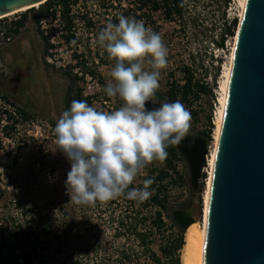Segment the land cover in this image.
<instances>
[{
  "label": "rangeland",
  "instance_id": "1",
  "mask_svg": "<svg viewBox=\"0 0 264 264\" xmlns=\"http://www.w3.org/2000/svg\"><path fill=\"white\" fill-rule=\"evenodd\" d=\"M183 1L186 12L182 20L168 22L162 13L153 14L158 25L156 33L161 35L168 50L157 99L168 102L166 92L170 82L183 85L184 67H191L195 81L208 83L214 89L215 98L201 96L184 105L191 116L187 135L208 131L211 116L212 136L220 107L221 82L230 56L216 58L217 47L213 43L221 39L225 22L233 20L239 4L231 0L233 9L228 14L229 6L223 0ZM117 5L122 8H108ZM134 7L135 0H79L74 9L76 39L65 42L60 23L46 22L43 26L49 33V48L37 26L35 13L27 14V22L19 35L15 34L13 23L20 20L21 14L0 21V28L4 27L6 37L11 39L3 44L0 40V61L5 66V72L0 73V264H156L152 252L163 259L164 239L147 240V245L152 243L147 249L141 239L125 233L121 221L133 215L125 200L115 198L92 206H78L70 201L65 187L70 164L55 142L56 122L67 110L68 97L70 102L76 100L77 88L83 89V98H91L89 106L97 110L111 111L121 106L118 99H107L103 91L114 62L105 58L106 63H102L97 58L96 54L103 57L104 49L98 46L92 32L87 31L84 21L86 17L93 18L98 35L114 15ZM77 55L85 56L98 76L77 80L69 96L72 82L67 74L80 78L84 73ZM49 56L52 62H48ZM218 60L221 62L217 63ZM218 67L219 75L214 82ZM174 166L184 176V183L169 188L168 215H173L174 210L194 207V224L203 226L204 178L196 193L185 158L174 160ZM163 169H167L166 160L153 161L134 179V187L141 188L147 177H156ZM169 173L176 176L173 170ZM40 220L51 233L46 234L44 229V233L38 234ZM30 227L33 230L28 235L26 229ZM182 253L184 260L186 255L185 251L181 252V264Z\"/></svg>",
  "mask_w": 264,
  "mask_h": 264
},
{
  "label": "clouds",
  "instance_id": "2",
  "mask_svg": "<svg viewBox=\"0 0 264 264\" xmlns=\"http://www.w3.org/2000/svg\"><path fill=\"white\" fill-rule=\"evenodd\" d=\"M117 19L96 40L114 62L103 91L121 106L101 111L73 100L54 128L58 151L70 164L67 195L78 206L121 196L137 203L148 200L151 178L142 188L130 185L145 166L163 162L167 149L180 145L191 127L190 113L179 100L158 105L154 100L168 57L161 35L134 17Z\"/></svg>",
  "mask_w": 264,
  "mask_h": 264
},
{
  "label": "water",
  "instance_id": "3",
  "mask_svg": "<svg viewBox=\"0 0 264 264\" xmlns=\"http://www.w3.org/2000/svg\"><path fill=\"white\" fill-rule=\"evenodd\" d=\"M48 1L0 0V18ZM210 141L187 135L176 146L189 165L196 193ZM194 213V207L176 210L173 218L187 230L195 223ZM205 264H264V0H248L236 45L212 183Z\"/></svg>",
  "mask_w": 264,
  "mask_h": 264
},
{
  "label": "trees",
  "instance_id": "4",
  "mask_svg": "<svg viewBox=\"0 0 264 264\" xmlns=\"http://www.w3.org/2000/svg\"><path fill=\"white\" fill-rule=\"evenodd\" d=\"M226 7L229 6L231 0H223ZM79 0H49L44 5H41L38 9L32 8L24 11V14L20 15V20L14 22L15 34L19 35L20 30L25 27L27 22V14L35 13L36 14V22L37 26L42 20H45L49 17L53 19H57L58 13H60L61 23L63 25V30L67 33L65 36L66 42L71 43L72 40L76 39L77 33V23L74 15V9L78 5ZM135 6L133 9H123L121 15L125 17H134L138 21H142L147 28L152 27V30L156 32L158 28L157 23L154 21L153 14L162 13L165 21L175 22L178 20H182L184 18V14L186 12V6L183 0H135ZM113 8L114 10H119L122 6L117 5L116 7H108ZM103 9L106 10L105 5H103ZM26 12V13H25ZM131 13V16L130 14ZM119 14L114 15L112 19V23H118V17L121 16ZM225 17V13L223 14V18ZM147 18V19H146ZM85 28L87 31L92 32L91 35L97 37V32L95 31L97 23L93 18H85L84 21ZM239 23L237 19H233L232 21H226L224 26V31L221 34V39L219 41H214L213 45L217 48L221 49L225 47L226 39L234 36V31L238 29ZM236 29V32H237ZM236 35V33H235ZM47 48H49V39L45 38ZM97 58L102 63H106L105 58H107L106 52L104 51L103 57L100 54H96ZM76 58L80 59V66L83 67V77H73L72 74H67L70 77L72 87L69 90V96L73 92V85L79 79H84L85 76H90L91 78H95L98 75L92 68L88 65V60L85 59V56H76ZM93 60H95L93 58ZM221 61L219 60L218 63ZM220 67L216 69V74L214 77V82L217 80L219 75ZM77 95L76 100H83L88 105H91V98H83V89H76ZM201 96H210L212 99L215 98V92L212 87L208 83H197L194 79V72L191 67H184V77H183V85L180 82L172 81L169 84V89L166 92V98L168 102H175L179 100L183 105H190L193 99L199 100ZM157 93L154 98L155 101H159L157 99ZM6 99V98H5ZM107 99H109L107 97ZM70 97L67 100V110L70 108ZM25 118H28L26 113H23ZM197 116V114L195 115ZM12 117L10 116V119ZM208 131L201 133L202 135H206L208 137L211 136L212 129L214 128L213 119L211 116L208 118ZM215 132V130H214ZM211 138V137H210ZM168 156L166 160L167 169H163L156 176H149L146 179L151 178L153 180V184L150 186V190L153 192V195L146 201L142 203H137L135 201H130L125 199L123 196L119 197L122 200H125L126 203H129L131 206V210L133 215L131 217L124 218L121 221V226L124 229L127 235H130L133 239H141L144 248L149 249L150 243L147 245V240L155 239L156 237L164 239L163 245H161L162 258L160 259L155 253H151L152 258L155 260L156 264H181V252H184V248L186 245V230L182 229L174 220L173 215H168L169 213V188L171 186L182 185L184 183V176L180 173H177L174 166V160L177 158H184L176 146H171L167 149ZM10 156V155H9ZM169 170H173L176 172V176L170 175ZM143 187V186H142ZM141 187V188H142ZM130 188H135L134 183L130 185ZM205 188V187H204ZM99 204L100 202H96ZM139 205L140 209H134L133 206ZM187 207L184 209L185 211L189 209ZM143 210L147 212L143 213ZM176 210L173 211V213ZM167 218V221H166ZM40 228L38 230V234L44 233V229L46 230V234L51 233L50 230L46 227V225H42V220L39 221ZM129 224V225H128ZM32 227L26 229L28 235L32 233ZM187 235V234H186ZM153 242V241H150ZM31 261L30 257L27 262ZM184 262V255L182 253V264Z\"/></svg>",
  "mask_w": 264,
  "mask_h": 264
},
{
  "label": "bare ground",
  "instance_id": "5",
  "mask_svg": "<svg viewBox=\"0 0 264 264\" xmlns=\"http://www.w3.org/2000/svg\"><path fill=\"white\" fill-rule=\"evenodd\" d=\"M241 9L239 13V26L236 32V35L233 38V45L231 54L229 56V65L225 68L223 81L221 82V91H220V107L218 109L217 118L215 121V132L212 138V152L211 157H209V178L205 182V190H204V210H203V226H200L199 223H196L190 226L186 231V245L184 251L186 253L184 264H205V248H206V235H207V224H208V215H209V207H210V199H211V191H212V183L215 172V167L217 163V157L219 152V145L222 136V130L227 110L228 104V95L229 88L232 79L234 63H235V55H236V45L238 44V39L240 35V30L242 26V22L244 19L246 7L248 0H236ZM42 3H38L35 5H31L28 7L21 8L13 13L7 14L1 19L16 15L18 13H23L26 10L32 8H39Z\"/></svg>",
  "mask_w": 264,
  "mask_h": 264
},
{
  "label": "built area",
  "instance_id": "6",
  "mask_svg": "<svg viewBox=\"0 0 264 264\" xmlns=\"http://www.w3.org/2000/svg\"><path fill=\"white\" fill-rule=\"evenodd\" d=\"M233 1V4H234V1L235 0H232ZM36 9H38V8H36ZM233 9V7H232V4L230 3L229 4V9L227 10V13L229 14L230 12H231V10ZM237 14H236V16L233 18V19H237V20H239V13H240V7H238L237 6ZM26 13V12H25ZM18 14H23V13H18ZM18 14H16V15H18ZM13 16H15V15H13ZM19 17H20V15H19ZM9 18V17H8ZM3 20H5V19H1L0 21H3ZM16 21H18V20H16ZM15 21V22H16ZM53 21H55V22H58V23H60L59 24V27H61V29L63 30V25H62V23H61V18H60V13H58V15H57V19H53L52 17H49V18H47V19H45V20H42L41 22H40V24H39V29L42 31V33H43V35L46 37V38H48L49 37V33L47 32V31H44V24L46 23V22H53ZM1 29H3L2 31H1ZM62 34H65V35H63V36H66L67 35V33L63 30V33ZM235 36V35H234ZM234 36L233 37H229L230 38V41H228V40H226V42H225V47L224 48H221V49H219V48H217L216 49V51H215V57L216 58H226V57H228V55H230L231 54V50H232V45H233V38H234ZM64 38V40H65V42H66V38L65 37H63ZM0 40L2 41L1 42V44H3V43H5V42H9V41H11V39L9 38V37H6V32H5V28L4 27H2V28H0ZM52 42V41H51ZM52 44H53V42H52ZM52 48V47H51ZM50 51H52V49H50ZM48 60V62H52V59H51V57L49 56V59H47ZM219 61V60H218ZM218 61H217V63H218ZM5 72V66H4V64L0 61V73H4ZM212 138H213V135L211 136ZM211 152H212V140L210 141V145L208 146V153H207V155H206V163H205V166H204V168H203V171H202V174H203V177L202 178H204V183L206 182V180L209 178V170L211 169L210 168V165H209V157H211Z\"/></svg>",
  "mask_w": 264,
  "mask_h": 264
}]
</instances>
